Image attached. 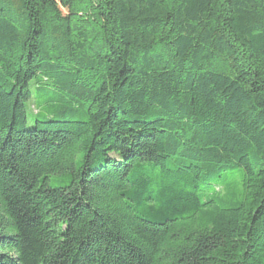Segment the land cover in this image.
<instances>
[{"label":"trees","instance_id":"16d2710c","mask_svg":"<svg viewBox=\"0 0 264 264\" xmlns=\"http://www.w3.org/2000/svg\"><path fill=\"white\" fill-rule=\"evenodd\" d=\"M0 264H264V0H0Z\"/></svg>","mask_w":264,"mask_h":264}]
</instances>
